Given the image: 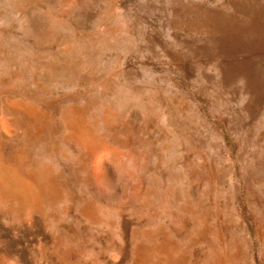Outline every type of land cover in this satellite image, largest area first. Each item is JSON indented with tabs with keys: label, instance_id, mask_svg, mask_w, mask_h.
Listing matches in <instances>:
<instances>
[{
	"label": "rangeland",
	"instance_id": "1",
	"mask_svg": "<svg viewBox=\"0 0 264 264\" xmlns=\"http://www.w3.org/2000/svg\"><path fill=\"white\" fill-rule=\"evenodd\" d=\"M158 263L264 264V0H0V264Z\"/></svg>",
	"mask_w": 264,
	"mask_h": 264
},
{
	"label": "bare ground",
	"instance_id": "2",
	"mask_svg": "<svg viewBox=\"0 0 264 264\" xmlns=\"http://www.w3.org/2000/svg\"><path fill=\"white\" fill-rule=\"evenodd\" d=\"M81 131V130H80ZM74 137H76V136H74ZM77 138H79V137H77ZM159 264V263H158Z\"/></svg>",
	"mask_w": 264,
	"mask_h": 264
}]
</instances>
